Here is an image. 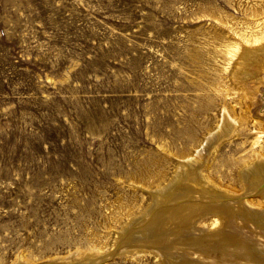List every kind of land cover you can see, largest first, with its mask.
I'll return each instance as SVG.
<instances>
[{"label": "rangeland", "instance_id": "374dc122", "mask_svg": "<svg viewBox=\"0 0 264 264\" xmlns=\"http://www.w3.org/2000/svg\"><path fill=\"white\" fill-rule=\"evenodd\" d=\"M263 19L264 0H0V264H264L241 175L264 159V63H236ZM224 115L196 171L227 194L190 196L226 225L162 219L169 202L122 239Z\"/></svg>", "mask_w": 264, "mask_h": 264}, {"label": "bare ground", "instance_id": "6f19581e", "mask_svg": "<svg viewBox=\"0 0 264 264\" xmlns=\"http://www.w3.org/2000/svg\"><path fill=\"white\" fill-rule=\"evenodd\" d=\"M248 29H249V33H243L241 36L243 39H245V41L250 42L251 45L249 44H244V47H242L241 51L237 54V64H239L241 62L244 63L245 61H247L248 59L254 62H259V60L257 59V57H259L258 55H260V57H262L263 59V63H264V41L260 40L261 38H264V19L260 22H257L256 20H254L253 22L249 23L247 25ZM257 27V28H256ZM256 28V29H254ZM235 43L232 44L233 47H235ZM227 52L230 53V44L229 47L227 49ZM259 57V58H260ZM249 63V62H248ZM260 63V62H259ZM261 64V63H260ZM235 65V64H234ZM250 65V64H249ZM263 65V64H262ZM240 66V65H239ZM242 66V65H241ZM240 66V67H241ZM239 67V68H240ZM258 67V66H257ZM262 67V66H260ZM259 67V68H260ZM242 68V67H241ZM248 69V67H245ZM238 69V68H237ZM243 69V68H242ZM251 69V68H250ZM264 69V68H262ZM234 70V69H233ZM240 69H238L239 71ZM246 70V69H245ZM249 70V69H248ZM259 70V69H257ZM261 70V69H260ZM252 71V70H251ZM237 72V71H236ZM259 72V71H258ZM239 73V72H238ZM244 73V71H243ZM252 73V72H251ZM250 73V74H251ZM237 75H240L237 74ZM248 75V74H247ZM240 78V77H239ZM239 78H237L239 80ZM241 79V78H240ZM244 80V79H243ZM242 83V82H241ZM226 115V114H225ZM224 115V117H225ZM225 121L227 120V118L225 117L224 119ZM234 121V120H232ZM231 120H227V122L222 121L221 124L219 125V128L216 127L214 132H210L204 139L203 144L199 147V149L197 150V154L195 156H191L190 158H186V159H180L179 160V167L175 170L174 174L171 176V178L165 183V184H161L159 186H156L153 190H149V193L152 196V202L150 204V206L147 208V212L145 214L142 213L139 216H136L135 218L131 219L128 224L125 226L124 229H122V232H119V236L122 238L124 236H130L132 234L130 228L131 225H134L137 221H139L143 216L145 215H151L152 213L155 214V211H160V207L158 208V206L161 205H165L167 203H173L171 206L170 204L167 205V212L165 211L166 209H164V211L166 213H164V215H160V218L162 219H170L172 220V217L174 214L177 215L179 213H181L186 219L187 222H192V216L196 215L200 216V219L198 221H194V230L198 229L199 227V223H205L210 224V225H214V224H218L220 222V220H222V225H226V221H227V217L228 216H224L225 211L223 210V204L222 202H219L220 204H212L209 205V210L205 211V213H201L202 209L205 208L203 205L204 202L202 203H198L196 201H194V198H192L191 196L194 195L195 192H197L196 196H198L199 198L201 196H205L208 197V199L210 198H215V197H225L227 193L225 192H221L220 190L213 188V186H211L208 182L207 184H204L202 181V178L204 180V175L200 174V171H196V167L200 166L201 163L196 164L197 161V156L199 154H203L205 151H207L210 146L212 145V142H215L216 140H218V138L220 136H222V134L225 132L227 133V130H230L231 127L233 128V126L235 125L234 123H232ZM225 125V126H224ZM221 126V127H220ZM224 127V128H223ZM230 128V129H229ZM225 130V131H224ZM224 131V132H223ZM223 132V133H221ZM232 133V132H231ZM215 145V144H214ZM213 146V145H212ZM200 160V158H198ZM241 175L242 178L245 181V186H247V190H250L252 188H254L255 186H258V189L263 193L264 191V185L262 184L261 180L264 178V159L263 158H259L247 165H245L243 167V169L241 170ZM206 181V180H205ZM182 185L181 188V193L175 192L177 191L178 187ZM200 192V193H199ZM191 193V194H190ZM191 195V196H190ZM195 196V197H196ZM197 198V197H196ZM202 198V197H201ZM215 198V199H217ZM198 199V198H197ZM207 199V198H206ZM209 199V200H210ZM202 200V199H201ZM219 200V199H218ZM204 201V200H202ZM206 201V200H205ZM214 201V199L212 200ZM209 202V201H208ZM166 203V204H165ZM218 203V201H217ZM210 204V203H209ZM170 206V208L168 207ZM225 206V205H224ZM229 207V206H228ZM227 207V208H228ZM159 209V210H157ZM163 209V206H162ZM208 209V208H207ZM229 209V208H228ZM223 210L224 213H222L221 211ZM190 211L191 214H188L187 212ZM155 212V213H154ZM189 212V213H190ZM229 212V211H228ZM227 212V213H228ZM162 213V212H161ZM195 213V214H194ZM201 213V214H199ZM148 216V217H149ZM153 215H151L152 217ZM156 216V214H155ZM179 216V215H178ZM222 216V217H221ZM150 217V218H151ZM195 217V216H194ZM154 218V217H153ZM158 217H156L157 219ZM176 218V217H175ZM180 218V217H179ZM183 218V217H182ZM221 218V219H220ZM161 220V219H160ZM175 220V219H174ZM195 220H197V218H195ZM155 221V220H154ZM170 221V220H169ZM149 222V221H148ZM153 222V220H152ZM161 222V221H159ZM151 223V222H150ZM158 223V222H157ZM192 224V223H191ZM149 225V224H148ZM152 225V223H151ZM150 225V226H151ZM162 225V224H161ZM222 225L220 227H222ZM154 226V223H153ZM198 226V227H197ZM203 226V225H202ZM201 226V228H202ZM155 227V226H154ZM197 227V228H195ZM211 227V226H210ZM219 227V226H218ZM212 229V228H206L205 226L204 228H202L204 235L207 236H211V237H215V236H220V234L226 232V231H222L223 228H225V226L222 229ZM146 228V227H145ZM144 228V229H145ZM192 229V228H191ZM146 230H148V228H146ZM153 230V229H152ZM182 230V229H181ZM137 231V230H136ZM135 231V232H136ZM159 231V230H158ZM200 231V230H198ZM139 232V231H138ZM137 232V233H138ZM151 232V231H149ZM179 233V232H178ZM197 233V231H196ZM200 233V232H199ZM139 234V233H138ZM144 234H146L144 232ZM180 234V233H179ZM227 235L231 234V232H226ZM133 235V234H132ZM160 235V234H159ZM135 236H137L135 234ZM147 237V234L145 235ZM150 236V235H149ZM180 236V235H179ZM223 236H225L223 234ZM144 237V236H143ZM157 237V236H156ZM222 237V236H221ZM185 238V237H184ZM198 238V237H197ZM230 238H232L233 242L236 239L233 235V237L231 236ZM124 239V238H122ZM129 239V238H128ZM140 239V238H139ZM143 239V238H142ZM141 239V240H142ZM196 239V238H195ZM133 240V239H132ZM216 240V239H215ZM237 240V239H236ZM235 240V241H236ZM130 241V240H129ZM150 241V240H149ZM167 241V240H166ZM190 241V240H189ZM238 241V240H237ZM133 242V241H132ZM239 242V241H238ZM154 244V242H152ZM240 243V242H239ZM172 244V243H171ZM241 244H244L243 242H241ZM157 245V244H156ZM236 245V244H235ZM237 246V245H236ZM248 249V251L251 253V249L248 245H245ZM163 248V247H162ZM232 248V247H231ZM241 248V247H240ZM164 249V248H163ZM246 249V248H245ZM246 249V250H247ZM243 250V249H242ZM237 251V250H236ZM167 252V251H166ZM253 253V252H252ZM251 253V254H252ZM243 253H241L242 255ZM246 254V253H245ZM244 254V256H245ZM89 255V254H88ZM250 255V254H249ZM253 255V254H252ZM259 255H257L258 257ZM249 257V256H248ZM247 257V258H248ZM255 258V257H254ZM262 258V257H261ZM249 259V258H248ZM251 259V258H250ZM264 259V258H262ZM259 260V259H258ZM264 261V260H263ZM27 263L26 260L22 259L20 256L17 259V264H24ZM58 264H71V261H67L66 263H58Z\"/></svg>", "mask_w": 264, "mask_h": 264}]
</instances>
